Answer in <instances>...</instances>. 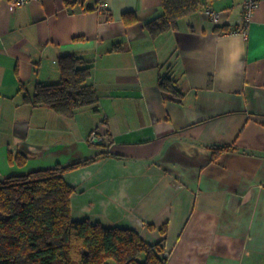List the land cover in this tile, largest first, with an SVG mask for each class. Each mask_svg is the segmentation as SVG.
Listing matches in <instances>:
<instances>
[{
    "label": "crops",
    "instance_id": "crops-1",
    "mask_svg": "<svg viewBox=\"0 0 264 264\" xmlns=\"http://www.w3.org/2000/svg\"><path fill=\"white\" fill-rule=\"evenodd\" d=\"M247 1L204 0L153 38L163 0H0V177L96 157L64 174L75 220L165 237L167 264H264V0L248 21ZM69 53L93 64L99 110L26 102Z\"/></svg>",
    "mask_w": 264,
    "mask_h": 264
},
{
    "label": "trees",
    "instance_id": "trees-1",
    "mask_svg": "<svg viewBox=\"0 0 264 264\" xmlns=\"http://www.w3.org/2000/svg\"><path fill=\"white\" fill-rule=\"evenodd\" d=\"M203 3L163 0L162 14L145 27L153 38L176 30L180 20L198 11ZM223 29L227 27H216ZM58 62L61 80L37 83L33 94L26 93L25 101L70 118L83 107L99 110L100 96L90 81L93 64L77 53L65 54ZM159 84L163 91L181 96L172 76H162ZM230 149L228 145L214 147L213 153L216 156ZM16 158L24 163L22 154ZM95 158L0 177V264H167L162 255L165 237L153 244L133 228L72 217L75 188L64 174L89 165ZM161 231L165 235L167 227Z\"/></svg>",
    "mask_w": 264,
    "mask_h": 264
},
{
    "label": "built area",
    "instance_id": "built-area-1",
    "mask_svg": "<svg viewBox=\"0 0 264 264\" xmlns=\"http://www.w3.org/2000/svg\"><path fill=\"white\" fill-rule=\"evenodd\" d=\"M10 1L12 2L13 5L17 6V5H22V4H28V3H31L33 1H38V0H10ZM256 6H257V2L254 0H249L245 4V17L247 21L250 19L252 12ZM104 7H105V0H98V9H103ZM207 13L214 22L216 23L220 22L221 14L219 12L211 8H208ZM89 141L94 144H100L103 141V139L98 134L97 131H92L91 135L89 136Z\"/></svg>",
    "mask_w": 264,
    "mask_h": 264
}]
</instances>
